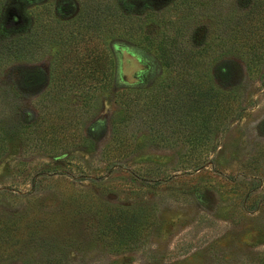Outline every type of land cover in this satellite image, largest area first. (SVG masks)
Listing matches in <instances>:
<instances>
[{
    "label": "rangeland",
    "instance_id": "1",
    "mask_svg": "<svg viewBox=\"0 0 264 264\" xmlns=\"http://www.w3.org/2000/svg\"><path fill=\"white\" fill-rule=\"evenodd\" d=\"M240 1L0 0L1 36L32 28L37 43L0 62V120L16 125L0 158V264H264V60L248 71L240 53H195L207 83L237 99L215 135L194 110L123 106L127 89L174 100L182 60L165 67L155 45L180 32L198 51ZM113 124L128 152L105 158ZM190 160L205 169L182 173ZM106 204L131 208L141 233L97 226Z\"/></svg>",
    "mask_w": 264,
    "mask_h": 264
},
{
    "label": "trees",
    "instance_id": "2",
    "mask_svg": "<svg viewBox=\"0 0 264 264\" xmlns=\"http://www.w3.org/2000/svg\"><path fill=\"white\" fill-rule=\"evenodd\" d=\"M185 4L192 2L204 3L205 0H179ZM206 4V2H205ZM224 37L214 36L207 42H204L198 51H192L186 49V46L182 47L180 37L182 34L179 32L170 38L169 46L155 45V50L158 51L161 56V63L168 67L173 59L179 57L182 63L175 75L169 77L171 82H181L183 86L180 88V94L174 95L173 98L163 99L158 101L157 97L147 99L144 97L142 91L127 89L125 91L132 92L133 96L129 99V102L123 104L124 107H138L140 111H144L146 107L154 104L158 107V113L168 112L176 114L179 110H184L186 113L191 114L199 112L202 117L208 119V122L203 120L206 124L208 133L215 135L221 129L225 127L226 121L230 119L235 112L234 105L237 102L235 94L231 90H223L216 87L214 84L207 83L209 80V69L203 71V67H197L194 61L195 53L204 56L205 54L215 55L217 50L220 49L224 52H237L245 56L246 67L248 71H251L254 67L258 66L264 60V0H241L240 9L238 11H232L224 18ZM35 47L37 43L35 41V35L32 28H28L24 33L16 34L14 37H2L0 34V62L7 61H21L32 58L34 56ZM102 54H105L102 52ZM102 61L99 64L101 67L102 76H107V70L111 71V63L107 62L110 66L107 67L105 63V55H102ZM198 65V64H197ZM221 71V70H220ZM219 71V72H220ZM211 76V75H210ZM39 74L30 72L24 76L26 85H31L34 81H37ZM206 80V81H205ZM130 100H132L130 102ZM171 101V102H170ZM127 103V104H126ZM21 113L17 110V137L21 134L22 124ZM235 116V115H234ZM16 125L14 119L9 125L6 121L0 120V158L3 156L6 147V140L13 138L16 132ZM113 124V145H109L107 148L101 150V154H109L110 151H115V157L126 155L128 147L125 141L119 137V132ZM31 132V131H29ZM107 149V150H106ZM190 156L194 154V150H189ZM191 163H181L184 172H200L205 169V165H200L195 161ZM112 166V165H111ZM114 166V165H113ZM109 168V166H108ZM169 176V175H168ZM167 176V177H168ZM174 177V173L168 178ZM104 222V227L110 233V236L117 237L125 231L133 233L134 237H137L143 229L142 222L136 216V213L128 207L117 206L113 204H106L103 208L100 219H97V226ZM14 219H8L7 224H14ZM8 228L5 226V229ZM2 229V228H1ZM4 230V229H3ZM50 261V260H49ZM60 259L58 256H53L50 264H59ZM47 264V261L45 262Z\"/></svg>",
    "mask_w": 264,
    "mask_h": 264
}]
</instances>
